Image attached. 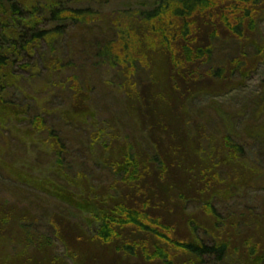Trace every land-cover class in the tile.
Returning a JSON list of instances; mask_svg holds the SVG:
<instances>
[{"label": "trees", "instance_id": "trees-1", "mask_svg": "<svg viewBox=\"0 0 264 264\" xmlns=\"http://www.w3.org/2000/svg\"><path fill=\"white\" fill-rule=\"evenodd\" d=\"M79 7L0 0V239L35 226L18 264H264V203H244L264 185V86L251 119L218 101L257 72L264 0ZM11 183L33 215L7 211Z\"/></svg>", "mask_w": 264, "mask_h": 264}, {"label": "rangeland", "instance_id": "rangeland-1", "mask_svg": "<svg viewBox=\"0 0 264 264\" xmlns=\"http://www.w3.org/2000/svg\"><path fill=\"white\" fill-rule=\"evenodd\" d=\"M73 1L78 2V5L80 6L79 8H88L94 11H99L104 16L109 15L116 11H120V10L122 11V10H128V9H142V8L145 9L148 6L153 5V2H154V0H73ZM44 26L45 28H49V25H47V23L46 25H43V27ZM72 32L73 33L70 34L72 35L71 38H69V36H66L64 43L66 45H70L69 47H67L68 52L70 53V55H73V59L76 62H79L83 56L79 57L78 49L82 46V42L84 40L82 37H80V34H77V33L74 34V32H76V29L72 30ZM258 44L264 46V21L262 22V25H261V39H260V43ZM251 52H255V49L252 48ZM36 57L39 58L38 53H36L35 56H31V57L28 55L25 57V61L34 63ZM257 62H258L257 72L248 78L246 85L242 89L234 90L228 93L227 95L218 98V101L223 102L226 105V109L228 111L230 112L231 110L234 112L243 111V113L245 114L244 116L246 117L248 116L247 118H250V119L252 118V115H253V113L251 112L252 104L250 103V101L256 95L261 93L262 86H264V55L261 57H258ZM156 70L160 74L163 72L164 67L162 63L158 64V67ZM18 93L21 94L20 92ZM98 96L101 98V100L105 99L102 94H98ZM20 97H22V95ZM216 99L217 98H213V97H204L199 100L197 99L193 107V109L195 110V115L197 116L200 110H202V108L205 107V105H211ZM53 106H56V107L63 106L62 100L60 98L54 99L53 104H51V107ZM233 114H242V113H233ZM211 123H212V128L216 127V123H214L213 120H211ZM240 126L241 124L238 125V130L241 129ZM243 126L244 124L242 123V127ZM211 134L213 138L215 139L216 134L213 130H211ZM238 135L242 138L241 131H238ZM237 138L239 139V137ZM214 139L210 140L211 141L210 151L213 148V146H214V149H217L218 140H214ZM236 141L237 143H242V144L251 143L250 140H240L239 139ZM253 149L256 150L258 148L256 147ZM246 154L251 157V160L253 159V153H251L248 149H247ZM99 176L100 175H98V177ZM256 184H257L256 188L253 187L254 190L249 192L247 195L249 199L244 200V203L251 205V206L256 205V204L262 205L260 199L264 203L263 201L264 200V185L260 182H257ZM6 185H10V186H5L7 190L14 191L18 195L17 197L16 194L13 193L15 195L14 197L13 196L11 198L7 197V199H9L10 201H16L18 204L16 206L14 204L10 206L8 205V208H7V211L11 212L12 210L15 213L14 220H19V214L23 213L28 216H31L33 215L32 210L34 209L38 210L36 203L31 202V200L33 199L32 194H35L31 189L24 187V186H20L15 183L6 184ZM239 205L240 203L235 204V205L233 204L230 205L229 203L218 202L217 205L215 206L216 208H218V210L222 214H226V212H229V213L236 215L238 212L235 211V208L239 210L240 209ZM41 208H43L42 205H41ZM191 210L192 209H190L189 212H192ZM252 219L254 218H250L249 221H251ZM27 230H26V227L23 226V229H20L18 233L11 234L10 238L5 236L0 239V260L4 262V264H8L9 262H14L15 264H18L19 262L22 261L21 259L22 257L30 254L35 249L36 242L33 241L34 246H32L31 244L30 245L28 244V241L33 240L32 232L36 233V228L35 226L32 227V225L31 226L29 225V227H27ZM54 247L58 251H61V252L63 251V249L60 248L58 243H55Z\"/></svg>", "mask_w": 264, "mask_h": 264}]
</instances>
